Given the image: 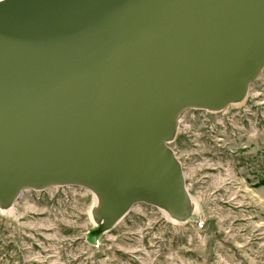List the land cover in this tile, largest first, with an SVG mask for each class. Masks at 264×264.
I'll return each mask as SVG.
<instances>
[{
	"label": "water",
	"instance_id": "1",
	"mask_svg": "<svg viewBox=\"0 0 264 264\" xmlns=\"http://www.w3.org/2000/svg\"><path fill=\"white\" fill-rule=\"evenodd\" d=\"M263 69L264 0H0V214L79 186L95 245L136 203L201 223L179 117L244 104Z\"/></svg>",
	"mask_w": 264,
	"mask_h": 264
},
{
	"label": "rangeland",
	"instance_id": "2",
	"mask_svg": "<svg viewBox=\"0 0 264 264\" xmlns=\"http://www.w3.org/2000/svg\"><path fill=\"white\" fill-rule=\"evenodd\" d=\"M170 147L201 223L136 203L95 245L88 189L26 188L0 214V264H264V69L244 104L185 110Z\"/></svg>",
	"mask_w": 264,
	"mask_h": 264
},
{
	"label": "trees",
	"instance_id": "3",
	"mask_svg": "<svg viewBox=\"0 0 264 264\" xmlns=\"http://www.w3.org/2000/svg\"><path fill=\"white\" fill-rule=\"evenodd\" d=\"M261 184H264V180L261 181Z\"/></svg>",
	"mask_w": 264,
	"mask_h": 264
}]
</instances>
